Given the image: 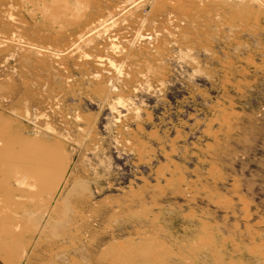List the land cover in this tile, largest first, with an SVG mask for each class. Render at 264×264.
Returning <instances> with one entry per match:
<instances>
[{
	"label": "rangeland",
	"instance_id": "1",
	"mask_svg": "<svg viewBox=\"0 0 264 264\" xmlns=\"http://www.w3.org/2000/svg\"><path fill=\"white\" fill-rule=\"evenodd\" d=\"M3 254L264 264V0H0Z\"/></svg>",
	"mask_w": 264,
	"mask_h": 264
},
{
	"label": "crops",
	"instance_id": "2",
	"mask_svg": "<svg viewBox=\"0 0 264 264\" xmlns=\"http://www.w3.org/2000/svg\"><path fill=\"white\" fill-rule=\"evenodd\" d=\"M78 1V0H77ZM86 2H88V0H86ZM58 4H60V1L58 2ZM87 6V3H85L84 5H80V7H81V10L83 11V12H85L84 11V8ZM46 29V28H45ZM56 29H58V28H56ZM47 30H49V29H47Z\"/></svg>",
	"mask_w": 264,
	"mask_h": 264
},
{
	"label": "bare ground",
	"instance_id": "3",
	"mask_svg": "<svg viewBox=\"0 0 264 264\" xmlns=\"http://www.w3.org/2000/svg\"><path fill=\"white\" fill-rule=\"evenodd\" d=\"M119 6V5H118ZM23 199V198H22ZM31 215V214H30ZM0 264H4V254L0 255Z\"/></svg>",
	"mask_w": 264,
	"mask_h": 264
}]
</instances>
